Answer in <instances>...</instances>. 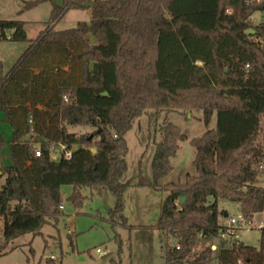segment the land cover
Segmentation results:
<instances>
[{"label":"trees","instance_id":"trees-1","mask_svg":"<svg viewBox=\"0 0 264 264\" xmlns=\"http://www.w3.org/2000/svg\"><path fill=\"white\" fill-rule=\"evenodd\" d=\"M42 1H29L25 8ZM87 1L54 5L51 22ZM92 1L89 23L65 30H54L53 24L35 39L27 37L23 21L0 19V41L29 43L6 73L0 62V110L13 130L12 163L0 167L5 175L0 252L63 215V185L73 186L68 200L76 206L83 200L81 187L109 189L117 197L112 224L121 219L128 226L122 198L129 183L121 182L127 132L148 109H195L207 127L191 140L195 173L160 184L173 169L179 142L188 139L167 122L156 142L150 185L168 193L155 226L165 264H210L211 245L194 256L192 250L199 237L222 238L233 215L219 210L221 200L237 203L247 220L264 211V143L258 141L264 119V23L251 19L264 10V0ZM214 114L216 126L208 128ZM69 125L94 130L77 135ZM5 143L0 131V150ZM60 145L72 151L70 160L63 151L53 159ZM229 242L222 240L217 264H264V227L259 248ZM108 264L124 263L112 258Z\"/></svg>","mask_w":264,"mask_h":264},{"label":"rangeland","instance_id":"rangeland-1","mask_svg":"<svg viewBox=\"0 0 264 264\" xmlns=\"http://www.w3.org/2000/svg\"><path fill=\"white\" fill-rule=\"evenodd\" d=\"M29 1L33 0H0V19L23 21L27 37L35 39L48 26L54 24L51 22V15L55 3L51 0H43L31 8H25ZM91 14L90 8L70 9L55 22L54 30L73 28L79 22L89 23ZM251 19L254 23H260L261 12L256 11ZM28 46V42L0 41V62L4 73L10 70ZM3 117L4 114L0 110V131L6 142L0 150V167L12 163L9 142L12 140L13 130L10 124L2 120ZM167 122L173 123L182 132L187 133L188 139L179 142V149L171 158L173 169L159 181L160 184L184 181L187 173H195L193 160L196 149L191 144V140L201 137L207 130L202 120V112L186 109L167 113L165 110L157 112L148 109L135 119L126 134L127 170L121 177V182L129 183L122 198L123 214L128 220V226L123 225L121 219H117V222L112 224L110 211L115 209L117 197L109 189L81 187L79 190L83 200L79 206H76L68 200L74 191L73 186L63 185L61 187L63 215L57 220H51V223L46 224L39 234L26 233L12 240L0 252V264L36 263L44 261L51 254L64 264H108L112 258L124 264H165L159 231L155 226L168 193L153 188L150 182L153 180L152 161L156 142L161 139L160 129ZM216 122L217 118L214 114L208 128H214ZM68 130L81 135L92 132L94 128L69 125ZM258 141L264 143V119ZM36 147H39V144H36ZM55 150L51 155L58 159L61 150L59 147ZM4 179L5 175L0 170V188ZM260 185L264 187V175H261ZM222 209L235 217L240 214L238 204L227 200L220 201L219 210ZM219 215L221 217L222 213L219 212ZM253 217L252 226L238 230L236 233L238 237L225 236L221 239L228 242L236 239L245 245L259 248L261 227H264L260 223L264 222V211ZM2 223L0 219V236ZM221 239L206 240L199 237L193 247L192 255L199 253L204 245H211L213 254L210 264H217ZM97 248H100L101 252H97Z\"/></svg>","mask_w":264,"mask_h":264},{"label":"built area","instance_id":"built-area-1","mask_svg":"<svg viewBox=\"0 0 264 264\" xmlns=\"http://www.w3.org/2000/svg\"><path fill=\"white\" fill-rule=\"evenodd\" d=\"M260 1H262V0H248V2H260ZM261 14H262L261 23H264V10L261 11ZM247 68H249V65H247ZM30 122H31V120H30ZM60 150L63 151V156L65 159L70 160L72 158V151L68 150L65 145H60ZM61 151L59 152L60 155H61ZM35 153L37 156H40L41 155V149L39 147H36ZM261 168L264 171V159L261 162ZM61 208H63V206H61ZM262 225L264 226V223ZM251 226H252V221L247 220L241 214H239L238 217L229 216L227 219V222H226V229L222 233V237L235 236L238 230H240V229L242 230L244 228H249ZM96 251L101 252V249L97 248ZM55 260H56L55 255L51 254L48 257H46L44 261H39L36 263H27V264H50L49 261H55Z\"/></svg>","mask_w":264,"mask_h":264},{"label":"water","instance_id":"water-1","mask_svg":"<svg viewBox=\"0 0 264 264\" xmlns=\"http://www.w3.org/2000/svg\"><path fill=\"white\" fill-rule=\"evenodd\" d=\"M51 1H53L55 3V5L56 6H59V7H62L64 5V0H51ZM93 5H94L93 1L90 0V1H87L86 3H84L82 6L84 8H92ZM248 33L249 34H253V33H255V30L254 29H249L248 30ZM104 94L106 95L107 93L105 92ZM91 151L95 153L96 152V149L95 148H92ZM180 200L183 203L186 200V198L184 196H182ZM224 215L227 216L228 215V212L225 211L224 212Z\"/></svg>","mask_w":264,"mask_h":264},{"label":"crops","instance_id":"crops-1","mask_svg":"<svg viewBox=\"0 0 264 264\" xmlns=\"http://www.w3.org/2000/svg\"><path fill=\"white\" fill-rule=\"evenodd\" d=\"M27 138H29V137H27ZM53 159H56V158H55V157H53ZM257 214H258V213H257ZM255 215H256V214H255ZM255 215H254V216H255ZM253 219H254V217H253ZM253 219L251 220V221H252V223H253ZM263 223H264V222H261V223H260V225L262 226V224H263ZM237 237H238V235H237Z\"/></svg>","mask_w":264,"mask_h":264}]
</instances>
